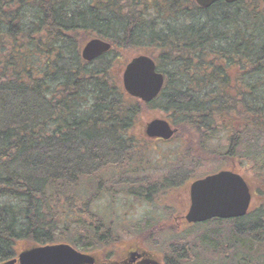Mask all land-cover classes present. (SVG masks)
Instances as JSON below:
<instances>
[{
	"label": "trees",
	"instance_id": "16d2710c",
	"mask_svg": "<svg viewBox=\"0 0 264 264\" xmlns=\"http://www.w3.org/2000/svg\"><path fill=\"white\" fill-rule=\"evenodd\" d=\"M94 38L112 48L87 62L81 52ZM124 53L157 63L165 87L153 102L122 87ZM155 110L184 134L170 180L144 174L139 161L153 142L138 126ZM223 136L225 147L214 143ZM196 149L251 168L254 202L241 219L190 227L228 224L199 234L200 245L173 240L162 258L264 264V0L208 9L195 0H0V264L57 243L102 256L125 237L160 233L161 221H116L115 208L169 200ZM197 246L223 258L203 260Z\"/></svg>",
	"mask_w": 264,
	"mask_h": 264
},
{
	"label": "water",
	"instance_id": "95a60500",
	"mask_svg": "<svg viewBox=\"0 0 264 264\" xmlns=\"http://www.w3.org/2000/svg\"><path fill=\"white\" fill-rule=\"evenodd\" d=\"M235 3L238 0H195L203 8L217 2ZM111 49V44L100 39L91 40L82 51L83 59L93 62ZM164 76L157 72V64L147 55L133 58L123 72V87L131 98L150 103L164 88ZM145 133L151 140L168 141L176 135L168 121L155 119L150 122ZM191 206L185 219L189 224L206 223L213 219L229 220L248 214L252 202L251 188L241 175L229 170L210 175L193 182L190 187ZM145 259L139 264H160L154 257L133 254L121 264H136L137 259ZM4 264H100L94 255H87L66 244L35 246L24 250L18 259ZM119 264V263H116Z\"/></svg>",
	"mask_w": 264,
	"mask_h": 264
},
{
	"label": "rangeland",
	"instance_id": "374dc122",
	"mask_svg": "<svg viewBox=\"0 0 264 264\" xmlns=\"http://www.w3.org/2000/svg\"><path fill=\"white\" fill-rule=\"evenodd\" d=\"M139 56V55H137ZM136 57V56H134ZM133 55L124 53L121 55V60L118 61V66H120L122 69L120 71V80L122 83V77L123 72L127 66V63L130 62L132 58H134ZM155 118L165 119L166 116L163 115L160 111H146L144 113L141 124L144 122V125L141 126L139 124L138 129L140 128V133L145 135L144 130L148 123L152 122V120H155ZM141 126V127H140ZM179 135V136H178ZM184 136L183 133L181 135L179 132L176 134V136L168 141V143H161L159 141H152L153 143H150L148 146V150L145 153V157L140 159L143 168L145 169L144 174L146 173H154L153 178L158 180L163 179H174L172 177V171H176V168L169 165L167 168L169 161L174 159L176 156H178V152L180 149V142L182 141V137ZM186 137H191V135L186 134ZM219 140L221 141V146L225 147V138L224 136L214 140V143H218ZM194 141V140H193ZM195 142V141H194ZM186 143H188V146H190L191 143H189L188 139H186ZM195 144H197L195 142ZM194 144V145H195ZM193 145V147H194ZM179 147L177 150L176 148ZM191 154V160L194 159V163H190L188 166L185 167L188 169H191L189 171V175L186 176L185 179L178 180V186L170 188V191H174L170 197L169 200L163 201L159 198L158 200H154L153 203L144 204L140 202L136 206H129L127 207V203H123L121 201H118L117 208H115V211L110 209L109 211H114L113 214L116 216V221H119L123 219L127 223H134L142 222L144 219H153L155 221H161L160 224L162 225V230L160 233L149 231L146 234L141 235L138 237V240H129L128 238H124V241H118L116 247V253L114 260H121L122 257L127 254V251L131 248H140L142 250L147 251L148 253H152L154 255H157L160 259H163L162 257L165 256L168 253V250H170V245L172 244V241H179L182 239H185L181 242L186 243H193V244H199V240L201 236H198L199 234H202V236H209V230L219 229L220 231H225L228 224H214L217 225L215 227H210L209 225L204 226H198L195 229L190 228L191 225L187 224L185 221V216L188 213V209L190 207V185L193 183V181L198 180L195 175L202 177L204 173H207L208 171H214L215 169H220L218 171L222 170H232L233 172L237 173L238 175H242L244 179L249 184V180L251 179L253 184L257 186V182L255 180V174L252 171L251 168H247L246 164H242L239 160L234 161L232 159L225 160L221 157L215 156L211 157L207 153L200 154L199 151L196 149ZM216 174V173H214ZM179 178H181L182 175H184L182 172L179 174ZM211 175V174H208ZM195 177L193 181H189L190 178ZM204 178V177H203ZM200 178V179H203ZM253 188V187H252ZM258 189V186H257ZM164 195L160 196L163 197ZM259 201V200H257ZM105 206L104 203H100L98 205L99 211L102 212V209ZM106 207V206H105ZM164 207L172 208L173 214L171 216L167 215L164 211ZM169 216V217H166ZM171 217V218H170ZM166 218V219H165ZM175 235V236H174ZM135 243V244H133ZM59 244V243H57ZM195 253L197 256L200 257V252H203V260L206 261H213L214 263H218L219 259L223 258L221 255V250H216V252L209 250H204L202 247L204 246H197ZM113 248V247H112ZM196 248V245L194 246ZM79 251H83L79 248H76ZM108 252L111 250L106 249ZM232 250H230L231 252ZM108 252H106L108 254ZM163 255V256H162ZM107 255L105 254L103 258H106ZM164 261V259L162 260ZM210 263V262H208Z\"/></svg>",
	"mask_w": 264,
	"mask_h": 264
},
{
	"label": "flooded vegetation",
	"instance_id": "af4514ba",
	"mask_svg": "<svg viewBox=\"0 0 264 264\" xmlns=\"http://www.w3.org/2000/svg\"><path fill=\"white\" fill-rule=\"evenodd\" d=\"M141 252V253H140ZM147 251H145V250H142V249H140V248H137V249H133V248H131V249H129L128 251H127V254H125V256L124 257H122L121 259L122 260H116V261H113L112 260V262L111 263H123V262H126L127 261V257L129 256H132L133 254H138V253H140V254H142V255H145L146 257H150V256H155V255H153V254H147L146 253ZM115 254H117L116 253V251L115 252H113V253H108L107 255H114V257H115ZM104 255H105V253H104ZM104 255H102V256H104ZM137 259V261H139V262H143L145 259H142V260H139L138 258H136ZM139 262L138 263H136V264H139ZM162 262V263H161ZM160 263L161 264H166L165 263V261H161ZM109 264H110V262H109Z\"/></svg>",
	"mask_w": 264,
	"mask_h": 264
}]
</instances>
